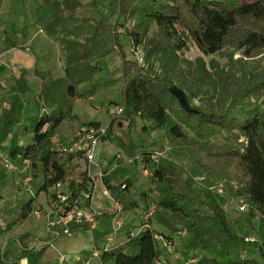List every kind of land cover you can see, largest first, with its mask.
<instances>
[{"label": "trees", "instance_id": "16d2710c", "mask_svg": "<svg viewBox=\"0 0 264 264\" xmlns=\"http://www.w3.org/2000/svg\"><path fill=\"white\" fill-rule=\"evenodd\" d=\"M91 2L95 5L98 0ZM82 6L81 0H41L40 9L48 15L41 29L59 42L64 68L63 77L57 79L48 71L34 74L39 89L27 144L16 141L25 106L23 96L32 93L25 73L14 79L7 107L1 111V168L4 159H27L30 181L32 177L42 178L33 196L13 211L6 229L31 215L40 193L48 196V201L53 198L56 183L62 184L68 203L75 202L88 188L89 178L81 157L58 152L53 139L64 121L76 119L74 103L86 101L93 94L94 88L79 93L77 87L106 68L104 60L115 55L119 57L115 80L121 82V88L119 102L114 105L121 104L123 110L110 120L106 134L118 127L119 120L127 121L129 128L139 119L148 123L144 131H164L168 143L164 158L151 160L153 152H139L142 170L148 169L151 174L150 191L157 195L144 210L154 205L162 215H179L189 222L188 231L207 229L219 235L221 241L218 247L209 245L214 256L191 255L192 247L184 253L174 249L168 254L164 244L171 246V242L160 244L157 239L170 240L167 235L158 234L151 226L133 235L132 230L124 229L121 242L101 253L97 264H261L244 253L249 242L264 259V64L258 69L250 68L252 61L264 54V0H112L108 11L116 14V19L111 23L106 15L77 16ZM131 22V27H126ZM152 23L157 32L147 42L150 52L160 55L164 71L161 75L151 64L144 67L129 59L120 41L125 36L132 47L142 45ZM182 36L205 56L225 55L227 63L219 66L212 62L213 70L209 71L197 60L198 65L186 77L177 67L178 57L174 54L185 45ZM237 52L239 57L233 60ZM172 86L185 93L193 112L181 109L170 94ZM42 108L46 114L39 117ZM184 127L191 137L184 133ZM220 136L227 141L231 137L234 146L229 142H209ZM138 148L131 141L124 146L128 156ZM123 168H114L105 178V185L125 213L138 208L139 200L130 192L135 179L125 177ZM1 170L0 180L12 176ZM220 183L229 197L240 199L246 206L256 240H246L245 219L229 217L227 198L210 190ZM122 184L124 189L120 188ZM113 216L109 212L98 217V226L92 229L95 242L113 231ZM204 246L205 251L208 246ZM44 251L45 248L24 249L11 264H18L20 259L40 264Z\"/></svg>", "mask_w": 264, "mask_h": 264}, {"label": "rangeland", "instance_id": "374dc122", "mask_svg": "<svg viewBox=\"0 0 264 264\" xmlns=\"http://www.w3.org/2000/svg\"><path fill=\"white\" fill-rule=\"evenodd\" d=\"M111 1L112 0H98L97 4L93 5L91 0H81L83 6L76 12V15L80 17H99L100 15H106L104 17H106L107 21L111 23L115 21L114 19H116V14H110L108 11ZM40 3L41 0H0V40H2L0 47H6L9 44H13L16 46L15 50L22 51L24 53L31 52L35 55L37 64L36 67H34V72L32 71V73L29 72L27 75H24L28 85L32 89V93L23 96V99H25V106L22 112V123L18 126V132L16 134V141L19 144H27L30 141V126L35 113L33 105L37 91L39 89V82L36 80L34 74L39 71H48L50 77L53 79L63 77L64 64L62 60V50L60 48L59 42L56 39L48 37L41 29L42 20L47 18L48 15L40 9ZM131 25L132 22L127 24L126 27L130 28ZM120 32H123L122 28H120ZM156 32V26L154 23H152L147 31L146 40L142 45L137 47H132L125 36L121 37L120 41L124 46L125 55L129 59L138 61V63L144 67H146L148 64H151L156 74L161 75L164 71L162 68L160 55L156 52H150V45L147 42L155 35ZM28 39H31V41H28ZM182 40L185 45L180 50H175L174 54L178 57L177 67L180 69L182 74L186 75V77L189 73V70L196 68L198 65L197 60L202 61L206 69L209 71L213 70L211 68L212 62L218 63L219 66H223L227 63L225 55L223 56V54H214L205 56L200 51H198L195 45L188 38L182 36ZM147 54H149L148 63L146 60ZM237 57H239L238 52L233 55V60ZM104 62L106 64V68L96 73L90 81L82 83L77 87L79 93L87 92L92 88H94V91L86 101H76L74 103L73 114L76 116V119L66 120L57 129L54 137L55 139L61 141L62 138L63 141H68L70 137L67 138L68 136L65 137L64 134L68 133L70 130H73L74 127L79 123L96 122L106 128L109 125L112 117L107 110L112 108L115 103L119 102L120 99L121 82L115 80V78L118 76L115 71L119 68V57L110 55L104 60ZM263 64L264 54L255 58L250 64V68L258 69V67H262ZM170 71L171 68L169 69V72ZM19 75L20 70L16 73L17 77ZM8 100L9 90L0 94V114L2 109L7 106ZM171 116L176 121L172 114ZM147 125V122L137 119L133 125L128 128L127 121L119 120L118 127L115 126L113 130H110L111 133L109 135L106 134L107 136L99 144L98 148L100 151V158L98 164L100 168L103 170L109 169L113 163L114 156L117 154L120 155L121 161H124L132 156H128L124 149V146L128 143V141L138 145L139 148L134 153H139L140 150H147L158 153L162 158L166 157L168 143L164 135V131H144L143 127ZM183 129L187 136H192V134L185 127ZM209 142L220 145L229 142V145L234 146V142L231 141V137L229 141H227L226 138L222 136L214 137L210 138ZM81 165L83 170L86 171V165L84 163ZM122 167H124L123 169L125 171V177L135 179L133 186L130 188V192L135 199L139 200L138 208L131 212L122 213L119 217H117V222L120 223V230L123 231L125 229V231L128 230L129 232V230L137 229L143 223V215L145 213L144 207L147 205L149 206L152 202H154L157 195L156 193H152L150 191L152 187L150 184V178L143 174L139 162L128 163ZM1 169L2 168L0 166V170ZM94 171V168H90L91 173ZM4 179L0 180V185H2L3 182L4 184L7 183L4 181ZM13 180L14 179L12 178V181ZM31 181L32 182H30L29 188L32 193H35L42 183V178L36 179V177H32ZM11 188L13 191H16L15 187ZM45 196L46 195H44L43 192L40 193L37 196L38 201H44ZM223 196L228 200V216L233 219L237 217H243L245 219V237L247 239L256 240V235L250 228L246 213L239 212L237 210V207L242 204L241 200L229 197L228 191L225 188ZM30 197L31 195L28 192H23V194L20 195L13 205L16 204V206L19 208ZM141 198H147L146 202H143ZM46 199L48 200V196ZM95 204L98 208H102L97 205L98 203ZM100 211L107 212L108 210L104 207ZM199 211L202 210L200 209ZM12 213L13 211L11 212V215ZM0 215V229H5L8 222L10 221V218H3L6 215L4 210L0 211ZM8 216H10V214H8ZM32 219L33 217L31 215L26 223L30 222ZM147 223H149L151 228L158 234H164L170 237V240H165L163 237H157L160 244L164 241L171 242L172 245L169 248L168 254H170L174 249L184 253L189 247H192L189 249V253L191 255L196 254L197 256H200L205 253L210 256H214V252L212 251V248L210 249V246L215 245L218 247L221 241L219 235L207 229L204 230L200 228L192 232L188 231L187 226L189 225V222L179 215H162L160 212H157V210H154V213L150 216ZM84 235H88V232L86 234L84 233ZM76 236V234H73L72 236L59 238L57 240L56 243H59V245L61 243V246L64 247L65 251L67 252H63L62 254H72L70 251V243L76 240L74 239ZM248 244L249 246L247 247L244 256L264 264V259L261 254L258 253L257 247L250 245L249 242ZM59 245L55 244L54 247L57 248ZM204 245L208 246V249L205 251L202 250ZM6 247L7 246H5L2 251L0 248V258L2 257V259H6ZM54 247H49L45 253V264L57 263V252ZM262 247L264 251V244ZM168 259L170 262L172 261L170 257ZM165 262H167V260ZM95 263L97 262H94L93 260L90 262V264Z\"/></svg>", "mask_w": 264, "mask_h": 264}, {"label": "built area", "instance_id": "2783aa9c", "mask_svg": "<svg viewBox=\"0 0 264 264\" xmlns=\"http://www.w3.org/2000/svg\"><path fill=\"white\" fill-rule=\"evenodd\" d=\"M138 62V61H137ZM197 104V101H194ZM123 107L121 104L114 105L108 111L112 118L119 116L122 113ZM46 114V109H40L39 116L42 117ZM111 118V119H112ZM107 128L101 126L99 123H82L77 124L74 128L70 138L66 143H63L57 139H53L55 148L58 152L62 153H73L81 157L83 163L86 165V173L89 180L88 188L83 191L80 197L75 201L68 203V197L65 192H62V184L56 183L52 189L54 195L51 198L46 208H39L33 210L35 217L42 216L44 226L49 234L57 238L59 236H72L73 228H88L90 230L97 228L98 217L103 213H114L112 218V232L105 236V241L99 249L94 250L89 258H96L101 253L107 251L110 247L115 244V232L120 228V223L117 222L123 212L121 205L113 199L109 189L105 185V178L107 175L117 166H124L125 164L132 162H140V153H135L124 161H121L120 155H115L113 163L110 168L103 170L100 168L97 157L99 154V144L102 142L107 133ZM160 155L154 153L150 155L151 160H156ZM90 168H94L93 173L90 172ZM2 169L5 173L11 174L14 179V184L33 196L32 191L29 188L30 177L29 172V161L27 159L20 160L19 162L4 159L2 161ZM142 169V166H141ZM143 174L150 176L148 169L142 170ZM23 177V178H22ZM121 189L125 188V184L120 186ZM224 184H218L212 188L218 195H223ZM95 201L103 204V208L107 209V212L100 211L95 205ZM105 205V206H104ZM155 210L154 205L150 206L143 215V223L137 228L131 231V235L138 233L141 229L149 228L150 225L148 219ZM239 212H246V206L241 204L237 207ZM253 241L252 239H246ZM166 250L169 251L170 244H164ZM63 260H61L62 263ZM82 264H90L88 259H84ZM156 264H160L158 261Z\"/></svg>", "mask_w": 264, "mask_h": 264}, {"label": "crops", "instance_id": "0c3cea01", "mask_svg": "<svg viewBox=\"0 0 264 264\" xmlns=\"http://www.w3.org/2000/svg\"><path fill=\"white\" fill-rule=\"evenodd\" d=\"M1 41L2 40H0V43ZM28 41H31V39H28ZM15 47L16 46L13 44H9L6 47H0V94L2 92L10 90L11 88L10 86L13 85L14 79H18L22 75V73H25L24 75H27V73L29 72L32 73L34 67H36L37 65L36 57L33 53L31 52L24 53L22 51L15 50ZM19 70H20V75L17 77L16 73ZM89 123H93V122H89ZM73 130L68 131V133L66 134L63 133L64 136L65 137L68 136L67 138H69ZM61 141H63L62 138ZM99 158H100V151L97 157L98 162H99ZM11 177L12 176L7 175L4 179V181L7 183L4 184L3 182L2 185H0V211L4 210L6 214L5 215L6 217L2 216L4 219L10 217L11 212L15 211L18 208L16 204L13 205V203L16 202V200L20 197L21 194H23V192H27L21 188H18L13 183ZM11 187H15L16 191H13ZM46 198L47 196H45V200L42 202H39L37 199L35 204H33L34 210H37L39 208H46L48 203V200ZM95 203H98L97 205L103 208L102 206L103 204H101L100 202L95 201ZM102 208L99 209L102 210ZM8 214H10V216H8ZM31 215L33 219L30 222L26 223ZM31 215L23 223H17L8 230L6 228L0 229L1 251L5 248V246H7L6 259L4 258L2 259L1 257L0 264H11V262L14 261L16 257L19 256L22 250L24 249L39 250L42 248H45V251L40 260V264H45L44 255L47 252L48 248L52 246L54 247L55 244L59 245V243H56L59 238L67 237V236H59L57 238H54V236L49 234L48 231L46 230V227L44 226L43 217L42 216L35 217L33 213H31ZM87 232L88 235H84V233L86 234ZM73 234L74 235L76 234L77 236L74 237V239L76 240L70 243L71 244L70 251L72 252V254H62L63 252L64 253L67 252L65 251V248L61 246V243L59 247L57 248L54 247L57 252L56 264H82L84 259H88L89 263L92 260L94 262L95 261L97 262L96 258H88L89 256L87 255L92 253L94 250L98 249L97 244L99 247H101V245L105 241V237H103L101 241L99 242L97 241L98 242L97 243L93 239L92 231L89 229L84 230V228H73ZM114 237H115V243L121 242V240L123 239V235H122V230H120V228H118V230L115 232ZM166 252L169 253L168 250H166ZM61 260H63L62 263ZM162 262L164 261H161L160 264H163ZM18 264H27V262L25 259H20L18 261Z\"/></svg>", "mask_w": 264, "mask_h": 264}, {"label": "water", "instance_id": "95a60500", "mask_svg": "<svg viewBox=\"0 0 264 264\" xmlns=\"http://www.w3.org/2000/svg\"><path fill=\"white\" fill-rule=\"evenodd\" d=\"M170 94L177 100L181 109L185 110L186 112H193L192 108L189 106L185 93L176 86H172L170 88Z\"/></svg>", "mask_w": 264, "mask_h": 264}]
</instances>
